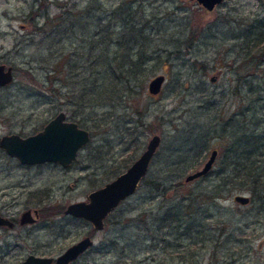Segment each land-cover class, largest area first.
<instances>
[{
  "label": "rangeland",
  "instance_id": "1",
  "mask_svg": "<svg viewBox=\"0 0 264 264\" xmlns=\"http://www.w3.org/2000/svg\"><path fill=\"white\" fill-rule=\"evenodd\" d=\"M126 54L134 66H122ZM0 61L16 69L0 90V137L35 133L60 109L90 132L69 170L44 166V205L87 199L161 137L148 175L102 230L75 220L66 240L50 228L24 244L10 232L0 264L57 256L87 233L94 245L71 264H264V198L232 191L220 151L227 131L264 145V0L213 10L194 0H0ZM157 74L166 81L152 95ZM215 148L212 170L186 182ZM9 162L0 149V187Z\"/></svg>",
  "mask_w": 264,
  "mask_h": 264
},
{
  "label": "water",
  "instance_id": "2",
  "mask_svg": "<svg viewBox=\"0 0 264 264\" xmlns=\"http://www.w3.org/2000/svg\"><path fill=\"white\" fill-rule=\"evenodd\" d=\"M194 1H197L208 10H213L223 2V0ZM215 79L216 76L211 78L212 81H215ZM12 80V69L9 67L5 70V65L0 64V85H5ZM165 81L166 76L164 74L155 75L148 83L149 93L152 95L159 94ZM64 117V113L60 112L43 129L26 137L18 134L5 135L0 140V146L10 155L18 157L22 162L42 163L54 161L68 166L77 159L79 149L90 140V133L87 129L79 127L76 122H65ZM160 143L161 137L158 134L152 136L146 150L124 172L102 187L91 191L87 196V201H79L68 205L66 212L89 221L97 230L103 229L107 216L122 200L136 192ZM217 156L218 150L215 148L211 151L205 164L193 173L188 174L185 181L191 182L208 174L212 170ZM234 199L240 204L251 202L250 197L244 194H238ZM0 225L11 226L12 223L7 218L0 216ZM92 245H94V240L90 236L84 237L59 255L55 260V264H68L77 259ZM18 264H54V258L29 254Z\"/></svg>",
  "mask_w": 264,
  "mask_h": 264
},
{
  "label": "flooded vegetation",
  "instance_id": "3",
  "mask_svg": "<svg viewBox=\"0 0 264 264\" xmlns=\"http://www.w3.org/2000/svg\"><path fill=\"white\" fill-rule=\"evenodd\" d=\"M0 64L5 65V70H7L10 67L12 69V74H13V80L11 82H9L5 85H0V90H2L5 88H8L12 84H14L16 69H15L14 64H12L11 62L7 63V62L0 61ZM60 112L64 113V115H65L64 121L65 122H72V121L76 122V121L72 120L69 117V115L66 113V111H64L62 109L58 110L57 113H55V115L52 118H54ZM50 120H48L47 123ZM76 123H78V122H76ZM78 125H79V127H81L79 123H78ZM43 127L41 129H43ZM41 129H39V130H41ZM39 130H37L35 133H37ZM35 133H32V134H35ZM11 134H18L22 137L32 135V134L23 135L19 132L12 131V132L3 134L0 137V140L3 136L11 135ZM87 143H86V145H87ZM86 145H84L83 147H81L79 149V151L77 153V159L74 160L72 163H70L68 166H65L62 163L54 162V161H45L42 163L22 162L18 157L10 155L4 148H2L0 146V149L6 153L7 158L10 161L9 163L12 164V170L11 171L14 170L13 172L10 171L11 173H8V172L6 173L7 177L5 178L6 179L5 181H7V182L0 187V216L7 218L12 223L11 226L10 225H0V244H9V242L7 240L4 241V239L6 238L7 235H10V232H14V234L16 233L15 234V243L16 244H19L21 242H22V244H24L26 242V238H29V239L32 238V239L36 240L40 236L41 231L47 232V230H49L50 228H53V230L52 229H50V230L52 231L51 233L53 234V236L56 240L58 238L59 239L63 238L66 240L69 237V235L72 233V230L68 229V227L72 224V222H75V220H80L82 222H86L87 224H91L89 221H87L83 218L75 217L72 214H69L66 212L68 205L75 203V202H79V201H87V199H80V200H76V201H72V202H68V200H67L66 203H60V204L56 203V204L44 205L43 204L44 201H47L48 198H51L50 194L48 193V191L44 190L43 188H41L39 186H35L38 177L41 175L42 170L44 169V166H46V168H56L58 170L61 169L62 171H67L74 164L77 163V161L79 159L80 152L82 149H84L86 147ZM151 163H152V161L150 162V165H151ZM150 165H149V168H148L146 175L142 178L139 185L144 181L145 177L148 175ZM20 171H23V172H20ZM18 173L20 175H18L17 177H13V176H16ZM61 173H64V172H61ZM139 185H138V187H139ZM137 189H136V191H137ZM130 196H128V197H130ZM127 198H125L124 200H126ZM124 200H122L119 203V205ZM119 205L117 207H119ZM110 214L108 216H110ZM108 216H107V218H108ZM107 218L105 219V225H106ZM53 222H54V224L60 223L61 227H58V230H56V228H55L56 226L52 225ZM105 225H104V227H105ZM94 230L99 231L95 228H94ZM87 236H90L93 239V236L90 233L85 234L81 239H83L84 237H87ZM80 240H78V241H80ZM77 242H75V243H77ZM75 243H73V244H75ZM90 248L91 247H89L80 256L85 254ZM62 253H64V251ZM62 253H60L59 255H61ZM29 254H35V253H29ZM35 255H38V254H35ZM59 255L47 256V257H53L54 258V264H55V260ZM38 256H46V255H38ZM77 259H75V260H77ZM75 260L69 262L68 264L73 263Z\"/></svg>",
  "mask_w": 264,
  "mask_h": 264
},
{
  "label": "trees",
  "instance_id": "4",
  "mask_svg": "<svg viewBox=\"0 0 264 264\" xmlns=\"http://www.w3.org/2000/svg\"><path fill=\"white\" fill-rule=\"evenodd\" d=\"M129 57L132 58V54L124 55L126 59ZM121 63L122 66L126 64L129 67L136 64L132 59H127V61ZM220 137L225 141V144L220 147L225 162L222 173H227L230 170L234 173V176H231L234 177L232 191L236 189L250 191L254 197L264 198V170L261 161L257 158V156L264 154V145L261 143L262 138L253 133L248 140L246 135L240 136L237 133L233 134V132L228 131L227 134H221ZM245 157L247 158L244 159ZM241 162H244V164ZM232 164L236 165L229 169V165ZM231 177L227 174L225 178L221 179L224 182L220 183L219 186L228 185L229 179L233 180Z\"/></svg>",
  "mask_w": 264,
  "mask_h": 264
}]
</instances>
